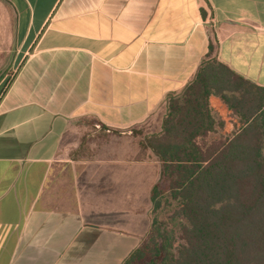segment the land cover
Returning a JSON list of instances; mask_svg holds the SVG:
<instances>
[{
	"label": "crops",
	"instance_id": "1",
	"mask_svg": "<svg viewBox=\"0 0 264 264\" xmlns=\"http://www.w3.org/2000/svg\"><path fill=\"white\" fill-rule=\"evenodd\" d=\"M211 42L264 86V0H0V264L123 262L156 181L142 159L66 154L74 120L142 122Z\"/></svg>",
	"mask_w": 264,
	"mask_h": 264
},
{
	"label": "trees",
	"instance_id": "2",
	"mask_svg": "<svg viewBox=\"0 0 264 264\" xmlns=\"http://www.w3.org/2000/svg\"><path fill=\"white\" fill-rule=\"evenodd\" d=\"M211 98L239 120L218 140ZM148 146L160 161L150 227L121 264H264V86L219 61L211 42Z\"/></svg>",
	"mask_w": 264,
	"mask_h": 264
},
{
	"label": "rangeland",
	"instance_id": "3",
	"mask_svg": "<svg viewBox=\"0 0 264 264\" xmlns=\"http://www.w3.org/2000/svg\"><path fill=\"white\" fill-rule=\"evenodd\" d=\"M184 88L178 94L167 98L159 111L152 113L139 123L128 126H107L92 117L75 119L72 126L73 136L70 139L71 146L66 150V154L80 159L93 157V155L95 157L98 155L107 157L110 153L115 157H127L129 160L142 159L144 161L143 172L145 181H157L160 161L149 148L148 140L150 136L160 132L170 100L178 98ZM213 104L217 111L214 114L216 128L215 132L210 133L209 140H218L219 138L232 135L239 127L238 117L232 112H227L224 108H220L215 101ZM144 201V211H147L150 203L146 197ZM170 208L163 204L157 211L158 219L167 222ZM144 218H149L151 221V206L149 208V217L145 215Z\"/></svg>",
	"mask_w": 264,
	"mask_h": 264
}]
</instances>
